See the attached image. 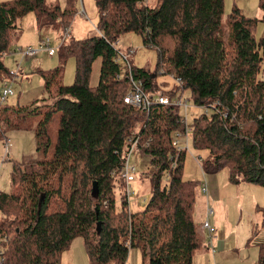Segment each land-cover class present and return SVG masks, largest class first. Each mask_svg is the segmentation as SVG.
Wrapping results in <instances>:
<instances>
[{
	"label": "trees",
	"instance_id": "16d2710c",
	"mask_svg": "<svg viewBox=\"0 0 264 264\" xmlns=\"http://www.w3.org/2000/svg\"><path fill=\"white\" fill-rule=\"evenodd\" d=\"M150 1L95 0L98 34L61 40L59 64L40 71L46 95L26 105L0 101V140L29 130L43 153L36 160L11 159V189L0 191V264H66L61 255L77 236L89 264H125L131 249L139 251V264H193L201 247L193 220L198 181L183 179L186 149L172 145L175 133L187 127L190 145L207 152L197 158L203 173L225 168L233 183L264 187V79L258 77L264 37L253 33L257 19L236 6L224 15L223 0ZM77 2L0 1V82L11 76L3 58L15 39L16 19L34 12L38 28L66 30ZM259 7L264 22V0ZM125 32L156 50L154 79L169 75L176 91L206 111L185 124L178 106L125 103L130 76L144 91L154 90L149 71L126 70L119 61L116 43ZM69 57L74 80L64 85ZM176 91L167 90L168 96ZM133 136L155 168L150 197L135 211L120 180ZM255 244V264H264V241Z\"/></svg>",
	"mask_w": 264,
	"mask_h": 264
},
{
	"label": "rangeland",
	"instance_id": "374dc122",
	"mask_svg": "<svg viewBox=\"0 0 264 264\" xmlns=\"http://www.w3.org/2000/svg\"><path fill=\"white\" fill-rule=\"evenodd\" d=\"M61 1L62 0H60V2ZM153 2L154 0H151L149 3L153 4ZM223 2L224 15L229 14L234 6L238 7L245 16L257 19L253 28L255 37H264V22L260 21L261 9L259 7V0H223ZM77 8L78 13L75 15L68 28L69 34H66V30H63V28L61 29L57 25H55V30H53L52 27L43 30H41L42 27H39V29L36 24L34 12L25 13L16 19V23L20 28V34L3 58L4 64L10 71L11 76L5 79L4 82H0V88L6 83V85L13 90L14 96L7 97L3 103H7L8 105L21 104V97H25L29 94L27 92L35 91L39 87H41L39 98L46 95L43 89V78L40 71L50 70L59 64L58 47L60 44L59 36L61 30L63 31L61 32V36H64L63 40L65 43L71 39H83L87 36L98 34V30L96 29L98 24V14L95 0H78ZM59 28L60 30H58ZM39 35L42 36V38H48L50 40L51 47L55 50L54 54L49 55L46 50L42 49L32 57L22 56L18 52L19 49L26 48L27 46L38 48L40 43ZM116 47L120 49L123 55V57H119V61L125 66L126 70H130L131 67H133L132 65H134L135 67L149 71L152 76L154 75L156 50L152 47L143 45L140 35L135 32L123 33L119 37ZM98 70L99 60L97 58L93 62L90 83H96L99 73ZM74 74L75 61L74 58L69 57L64 64L61 83L64 85L71 84L74 80ZM154 76L152 77L154 90L151 92H161L169 95L167 90L176 91V81L172 77L169 75L158 74L154 79ZM258 77L264 79V60L262 61ZM0 79L2 78L0 77ZM172 97L187 100V108L177 105L185 124L191 121L194 116L205 112V107L195 106L191 103L188 94L185 91L182 92L177 90ZM188 133V127L186 128V131H177L175 133L176 144L174 143L175 139L173 138L172 145L176 150L181 144L185 143L186 137L189 138ZM7 142L8 146L6 147ZM183 148L186 149V153L181 175L183 179L198 181V184L196 183L195 186L194 201L197 209L198 202L201 204L199 187L200 182L203 179L201 172L202 169H200V161L197 158L199 156L204 157L207 152L205 149H194L190 145V141L188 142L187 147L183 145ZM42 157L43 153L41 150L37 149L36 139L32 131H13L8 135V139L0 140V191L8 192L11 189V159L28 161L40 159ZM130 164L135 165V171L132 173L134 179L128 184H126L121 178L120 180L123 182V189L126 191L129 200V207L131 210L135 211L142 209L150 197L152 186L151 178L155 173V168L150 166L148 158L142 154L138 148H133L130 154ZM226 170L227 169L224 168L213 174L205 172L204 174L208 182V189L211 190L212 187H216L218 189L217 193L219 199L222 196L226 197L228 211L225 219L227 220L230 231H233L234 240L236 242L238 241V245L241 246L246 240V237L250 236V230L255 231L253 235L257 233V236L264 237V215L260 209V207L264 206V187L248 182L233 183L229 181ZM118 188L120 190L122 189L121 186L115 188L117 198L120 197L118 194ZM127 188L131 190L130 194L127 193ZM212 206L214 207V212L217 214L221 213L224 215L226 212V208L220 209L219 206L216 207L213 204ZM208 209L209 205L206 208V216L208 215ZM194 219L198 222V217L196 215L194 216ZM136 250L137 249H131L129 251L125 264L140 263V253ZM240 250L241 247H235V249L230 252L228 257L229 261H231L230 264L236 263L239 259H245V261H248L247 264H249L251 258L247 256L248 254L245 255V253ZM61 258L66 264H89L82 244V238L78 236L74 238L69 248L62 253ZM253 264H255V260Z\"/></svg>",
	"mask_w": 264,
	"mask_h": 264
},
{
	"label": "crops",
	"instance_id": "0c3cea01",
	"mask_svg": "<svg viewBox=\"0 0 264 264\" xmlns=\"http://www.w3.org/2000/svg\"><path fill=\"white\" fill-rule=\"evenodd\" d=\"M52 1L53 0H49L48 2H52ZM58 1L60 2V0H58ZM62 3H63V0L60 2V4H62ZM48 27H52V29L55 30L54 29L55 25L44 26L41 28V30L49 29ZM58 30H60V28ZM61 32H63V31L62 30L60 31V36H59L60 42L63 39V37L61 36ZM14 33L16 34V36H15L13 43L16 41L17 37L20 34V28L18 27L17 23H16V28L14 30ZM39 37L42 38V36H40V35H39ZM11 80H13V79H11ZM32 92H35V93H32ZM27 93H29V94L26 95L25 97L24 96L21 97V99H20V102L23 105L29 104L33 99H35V100H36V98L39 99V96L41 93V87L37 88V90H35V91H29ZM11 96H14V94L10 95L8 97H11ZM7 139H8V137H7ZM4 147H5V143H4ZM201 172H202V176H203L201 183H203V182L206 183L207 192L203 193L201 191V183H200L199 193L201 196V199H200L201 204H200V202H198L197 209H196V203H194L193 220H194L195 226L197 228L198 237H199L200 242H201V247L195 252V254L193 256V264H230L231 261H229L228 257L230 255V252H232L233 249H235V247H241V250L245 253V255L248 254L247 256H249L251 258L249 264H253L254 260L256 262V258H257V246H256L255 242L264 241V237L263 236H257V233L255 235H252L255 231L250 230V233H251L250 236L246 237V240L243 242V244L241 246L238 245V241L236 242L234 240L233 231H230L229 225L227 224V220L225 219V217L227 215V211H228V205L226 204V202H227L226 197L222 196L219 199L218 193H217L218 189L216 187H212L211 190H209L208 189V182L206 180L205 174L203 173L202 170H201ZM226 173L228 176L227 170H226ZM210 181H211V179H210ZM212 204L215 205L216 207L219 206L220 209L226 208V212L224 213V215H222L221 213H219V214L215 213L214 207L212 206ZM208 205H209V207H211L213 209V214L209 217V220L213 225V238H212L211 243L216 247L215 252H211L210 249L208 248L207 243H206L208 231L202 227L203 221L208 218L206 216V208ZM195 215L198 217V222H196L194 219ZM251 236H252V239L249 242V239ZM247 263H248L247 260L245 261V259H239L236 263H232V264H247Z\"/></svg>",
	"mask_w": 264,
	"mask_h": 264
},
{
	"label": "built area",
	"instance_id": "2783aa9c",
	"mask_svg": "<svg viewBox=\"0 0 264 264\" xmlns=\"http://www.w3.org/2000/svg\"><path fill=\"white\" fill-rule=\"evenodd\" d=\"M66 34L69 33L68 29L65 31ZM46 50L49 55H53L55 50L53 47H51L50 40L48 38H40V43L38 48H33L31 46H27L26 48H21L18 50V52L22 56L31 57L35 55L39 50ZM131 80V87L129 91L124 96V102L128 103L136 108L140 109H146L148 108L151 103H160V104H171V105H181L184 108H187L188 103L187 100H184L183 98H176L172 96H168L161 92H146L142 89L141 83L134 78L130 77ZM13 90L8 87L5 83L2 88H0V101L5 102L6 98L10 95H13ZM206 111V108L204 109ZM174 143L176 144V137L174 136ZM129 147L127 149V152L125 154V162L123 169L120 173V178L128 184L130 181L134 179L133 172L135 171V165L130 164V154L133 150V148H137L138 145V138L133 136L128 139ZM183 145L187 147L188 145V137L185 138V143L181 144L178 148H183ZM8 146V142L6 143V147ZM201 191L203 193L207 192V186L206 183H201ZM127 193L130 194L131 190L127 188ZM213 214V209L209 207L208 209V215L207 219L202 223L203 228H205L209 233L208 237V244L210 246L211 252H215L216 248L213 246L212 238H213V225L209 220V217Z\"/></svg>",
	"mask_w": 264,
	"mask_h": 264
},
{
	"label": "water",
	"instance_id": "95a60500",
	"mask_svg": "<svg viewBox=\"0 0 264 264\" xmlns=\"http://www.w3.org/2000/svg\"><path fill=\"white\" fill-rule=\"evenodd\" d=\"M93 191H96V183H93Z\"/></svg>",
	"mask_w": 264,
	"mask_h": 264
}]
</instances>
